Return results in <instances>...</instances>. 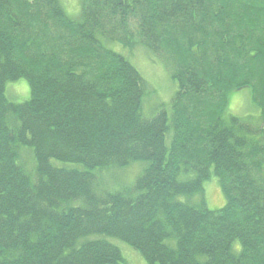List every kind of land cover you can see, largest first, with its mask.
Masks as SVG:
<instances>
[{"label": "trees", "instance_id": "trees-1", "mask_svg": "<svg viewBox=\"0 0 264 264\" xmlns=\"http://www.w3.org/2000/svg\"><path fill=\"white\" fill-rule=\"evenodd\" d=\"M101 37L167 57L171 117H143L144 80ZM20 78L31 96L15 102ZM246 87L259 123L226 115ZM135 161L149 164L132 189H97L92 171ZM212 177L222 207L178 200ZM93 233L150 264H264V0H83L78 18L60 0H0V264H123Z\"/></svg>", "mask_w": 264, "mask_h": 264}, {"label": "rangeland", "instance_id": "rangeland-1", "mask_svg": "<svg viewBox=\"0 0 264 264\" xmlns=\"http://www.w3.org/2000/svg\"><path fill=\"white\" fill-rule=\"evenodd\" d=\"M63 8L69 16L78 18L82 8V0H60ZM136 27L132 24V30ZM101 41L116 52L125 56L140 72L144 80V90L142 96L141 111L145 118L157 115L161 110H167L169 116L172 115V100L178 90V83L172 78L173 66L167 61V57L160 53H155L143 44L135 43L132 47H124L120 44L110 43L104 37ZM166 58V59H165ZM6 94L8 98L15 102L24 101L31 96V87L26 78L9 81L6 84ZM260 108H256L252 101V89L250 87L234 91L230 95V103L227 113L240 116L258 122ZM259 123V122H258ZM167 144L171 141V132L166 135ZM32 155L31 157H29ZM20 157H25L28 161L36 163L34 152L26 147L21 148ZM31 158V159H30ZM25 159V160H27ZM52 164L61 167L82 168L75 164L63 163L53 159ZM149 162L135 161L126 166L112 165L107 168L95 169V185L101 191H126L132 187L137 177L144 171ZM79 167V168H78ZM25 171L32 176L34 168L24 165ZM193 176L192 173L181 174L180 178L185 179ZM178 200L189 202L195 205L216 209L225 204L224 193L216 177H212L204 182V193L201 195H180ZM82 200L70 202V205H82ZM104 239L118 246L124 257L123 264H150L146 261L142 253L122 240L105 234L93 233L85 237L84 240Z\"/></svg>", "mask_w": 264, "mask_h": 264}, {"label": "bare ground", "instance_id": "bare-ground-1", "mask_svg": "<svg viewBox=\"0 0 264 264\" xmlns=\"http://www.w3.org/2000/svg\"><path fill=\"white\" fill-rule=\"evenodd\" d=\"M137 71H138V69H137ZM138 73L140 74V72L138 71ZM141 75V74H140ZM25 159H27V158H25V157H22V159H21V157H20V160H17V162H18V164L20 165V167L22 168V169H24V165L26 164V166H29V167H31L32 166V168H34V173H37V164L36 163H32L31 161H28V159L27 160H25ZM31 159V158H30ZM25 170V169H24ZM133 188V186L132 187H130V189H132Z\"/></svg>", "mask_w": 264, "mask_h": 264}]
</instances>
